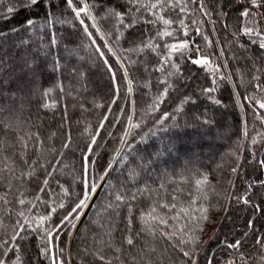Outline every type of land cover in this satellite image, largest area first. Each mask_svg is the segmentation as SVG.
I'll return each mask as SVG.
<instances>
[{
	"label": "trees",
	"instance_id": "trees-1",
	"mask_svg": "<svg viewBox=\"0 0 264 264\" xmlns=\"http://www.w3.org/2000/svg\"><path fill=\"white\" fill-rule=\"evenodd\" d=\"M90 2L98 23L113 39L120 34L118 48H142L150 40L158 45L156 51L125 52L134 62L125 61L131 91L121 63L106 47V56H99L66 0L34 6L6 0L0 8V245L14 232L24 236L13 242L19 251L8 253L19 255V264H191L183 251L193 248L198 264H209L210 256L211 264H264V243L258 242L264 237V50L241 32L253 23L264 29V6L252 9L250 21L240 16L250 0H206L211 18L195 4L181 15L151 9L158 0H141L138 23L125 29L106 12L134 11L127 0ZM153 12L175 22L146 23L156 20ZM165 30L174 35L157 38ZM21 40L29 43L21 46ZM185 40L189 49L165 62V44ZM198 58L208 64L191 62ZM172 64L180 78L169 77ZM168 83L174 87L162 95ZM185 96L195 103H182ZM107 169L71 240L73 228L45 235L46 226L58 224ZM245 196L250 203L237 199ZM53 206L52 221L42 220ZM236 241L242 242L238 248L228 246Z\"/></svg>",
	"mask_w": 264,
	"mask_h": 264
},
{
	"label": "snow or ice",
	"instance_id": "snow-or-ice-1",
	"mask_svg": "<svg viewBox=\"0 0 264 264\" xmlns=\"http://www.w3.org/2000/svg\"><path fill=\"white\" fill-rule=\"evenodd\" d=\"M6 0H0V8H2L5 4ZM38 2V0H30V5L29 6H34L36 5ZM237 2L239 3V0H237ZM247 2V0H246ZM128 5L130 6V9H134V11L129 10L128 12H123V11H116L115 9H109L106 12V17H115L119 23V25L122 28L125 29H131L133 27H135V25L138 23V19L136 14L139 13L141 11V9L143 7H145L144 5L141 4V0H127ZM189 3L191 4H195L197 5V10L200 11L204 16H207L209 18L212 17L213 12L210 9V7L206 4V0H158L157 3L151 4L150 8L151 9H157L159 8L161 11H163L165 8H167L168 10H176L178 9L181 15H185L188 12V5ZM251 3V8H247L245 7L241 12H240V16L244 17V18H248L250 21L253 17H255L256 13L252 11V9L255 8H259L261 6H264V0H250ZM66 6L67 8L71 9V11L75 14V17L80 21V23L84 26V32L85 34L88 36L89 40L91 41V44L96 46L95 47V51L99 54V56L101 58H104L106 56V53L104 52V48L106 47L108 49V52L111 53V55L113 57H116L118 62L121 63V67L124 68V74H125V79H128V77L131 75L129 68L126 66L125 61H128L130 63H134L130 61V58L125 56V52H134V51H143L145 48L151 49L152 51H156L158 45L154 46L151 42V40L144 44L142 48H138V47H132L129 49H121L118 48L116 46V42L120 40L121 36L120 34H117L115 36V39H113V34L111 31L105 30L97 21V17L93 15V11L96 7L95 4L91 3L90 0H79V3L76 2V0H66ZM7 12L8 13H12L13 12V8L12 7H8L7 8ZM154 16H156V20L153 21H145L146 23H156L158 21L163 22V24L165 26H170L171 24H173L175 21H173L172 19H166L162 16L157 15V13L153 12L152 13ZM225 16L227 15L226 13L224 14ZM131 17V23H125V17ZM85 19H89L92 20V24L91 25H87L85 24ZM178 19V23L179 25L183 26L185 29L187 28V25H185V21L184 19H180L179 17ZM33 21L29 20L27 22L28 26H32L33 25ZM195 23V22H194ZM91 28H95L96 32L93 33L92 31H90ZM117 33L120 32V28L116 29ZM197 34H200V29L199 27H197L196 29ZM242 34L244 35H248V36H252L253 37V42H258L259 48L264 50V29H260L257 25H255L253 23V26H244V28L241 30ZM241 32L236 33L237 35L241 34ZM4 35L3 33H0V36ZM99 36L100 40L104 41V44H98L97 40H96V36ZM174 33L172 31H158L157 32V38L162 39L163 37H169V36H173ZM184 35L188 36L189 33L185 30L184 31ZM205 40H208V37L205 35L204 36ZM29 42L26 40H21L20 41V45L21 46H25L27 45ZM52 44H56L57 41L55 38H53L51 40ZM133 45H135V41H132ZM165 49L167 51V55H165L163 57L164 61L167 62L169 60H171L172 58V54L173 53H179L180 55H183L184 51L189 49V43L188 41H183L179 44H165ZM196 52L198 56H203V53L199 50V47L197 46L196 48ZM194 65H202V66H206L208 64V59L204 58V59H193L191 61ZM104 63L106 65H109V71H112L111 65L109 64V60L108 59H104ZM172 68L175 69V72H169L168 75L169 77H172L174 75H176L178 78L179 77V72L180 69L178 67V65L176 64H172L171 65ZM3 69V63L0 62V70ZM30 70H34V69H30ZM224 77H221V79H223ZM113 80L116 81V76L115 74L113 75ZM128 83L131 85L132 80L128 79ZM216 81L215 79L213 80V84H215ZM174 85L172 83H168L167 87L164 89V93L162 95L167 94L168 89L173 88ZM177 90H179L177 88ZM129 91H131V88H129ZM212 91H215V88H204L202 89L203 93H210ZM45 95H47V93H45ZM191 101L192 103H195L194 100L191 99V97L185 96L182 103H187ZM160 102H163V99H160ZM216 104H219L220 101L219 100H215L214 101ZM113 103H115V101H113ZM44 108H48L50 107V105L48 104H44L43 105ZM259 108L264 109V102L259 103ZM167 115V114H165ZM105 120H107V117H105ZM205 123H207V121H205ZM101 127H103V124H101ZM138 127L137 124L132 123L131 124V128H135ZM125 135H127V132L125 133ZM96 143V138L93 137L92 138V144ZM65 147H67V145H65ZM92 151V146L91 144L89 145V152ZM260 164L262 167H264V160L260 161ZM236 169H233V172H235ZM107 175V173L105 174ZM101 180L104 181L105 177H101ZM45 184H48V181H45ZM261 186H264V181H260ZM251 187V185L249 186ZM95 189V182L93 181V183L91 185L87 186V190L84 192L82 197H77L78 202L74 201L75 206L71 207V210L67 212L66 215H61V218L59 220V223H55L52 222L49 226H46L45 228V235H47L50 239L53 237V235H59L62 231L66 230V229H71V228H75L76 225L73 223V220L79 219V216H77V213L80 212L81 209H85L87 207L86 205V201L89 199V196L92 192H94ZM64 195H67V190L64 189ZM133 198H135L133 196ZM115 199L117 201H121L122 200V196L121 195H116ZM238 200H243V202L245 204L250 203V199L245 196V197H240L237 198ZM21 204H24L25 201L23 199L20 200ZM118 206V205H117ZM59 208L64 209L65 208V204L64 203H59ZM129 211H131V209H129ZM57 212V208L55 206L52 207V213L49 214L48 216L44 217L42 216L41 219L44 220H48V221H52V215L55 214ZM206 219V217H205ZM129 223H131V221H129ZM253 224L252 221H249V227H251ZM21 230H23L21 228ZM34 231H36L38 234L40 232V229H34ZM17 238L19 239H23L24 236L20 235L19 232H14V234L11 237L10 241H5L2 245H0V248L6 249L7 251H0V257H4L2 259H0V264H19L20 261V257L19 255H17L15 257V259H12L11 257L8 256L9 252L12 251H19V247L18 245L14 244L13 242L17 240ZM259 243H264V237L261 238L260 241H258ZM12 243V247L9 248V244ZM128 245H132L133 244V239L132 238H128L127 240ZM181 243H184L183 241H181ZM193 244L196 243V240L193 239L192 241ZM242 242L241 241H236L233 244H229V247H232L233 249H236L240 246ZM44 254L47 255V249H44ZM183 255L184 257H187L189 260H191V264H198L197 259H196V252H195V248H193L191 251H183ZM103 258V257H102ZM53 264H61L60 261L53 259ZM209 264H211V260H209Z\"/></svg>",
	"mask_w": 264,
	"mask_h": 264
},
{
	"label": "water",
	"instance_id": "water-1",
	"mask_svg": "<svg viewBox=\"0 0 264 264\" xmlns=\"http://www.w3.org/2000/svg\"><path fill=\"white\" fill-rule=\"evenodd\" d=\"M128 79H129V78H128ZM129 85H130V84H129ZM129 88H131V87L129 86ZM132 114H133V111H132ZM118 152H119V151H118ZM118 152H117V154H118ZM117 154H116V155H117ZM108 169H109V168H108ZM108 169H107L106 172L104 173L103 177L106 176L105 174L108 172ZM102 182H103V181L100 179V181L98 182V184H97V186H96V188H95L96 190L90 195L89 199L87 200V202H86L87 207H86L85 209H82L81 215H80L79 219L77 220V222H76V224H75L76 227H77V225L79 224V222H80V220L82 219V217L84 216L85 212L87 211V209H88L89 205L91 204L93 198H94L95 195L97 194V192H98V190H99V188H100ZM76 227L73 228V230H72V232H71L70 240H71V238H72V235H73V233H74ZM70 240H69V241H70ZM210 258H211V256H210ZM210 258H209V260H210Z\"/></svg>",
	"mask_w": 264,
	"mask_h": 264
},
{
	"label": "rangeland",
	"instance_id": "rangeland-1",
	"mask_svg": "<svg viewBox=\"0 0 264 264\" xmlns=\"http://www.w3.org/2000/svg\"><path fill=\"white\" fill-rule=\"evenodd\" d=\"M23 55H25V54H23ZM199 59H204V58H199ZM76 62H77V64H78V63L80 62V59H77ZM151 176H152V175H149V174L146 175V176H145V180L151 178ZM97 184H98V183H97ZM97 184L95 185V188H96ZM92 193H93V192H92ZM92 193H91V194H92ZM91 194H90V195H91ZM227 198H228V195H226V197H225V200H224V203H223V204H224V205H223V210H224V208H225V204H226V200H227ZM86 202H87V201H86ZM223 210H222V212H223ZM81 212H82V209L80 210L79 213H77V216L80 217ZM218 218H219V215L217 216L216 220H217ZM76 222H77V220H76ZM215 222H216V221H214L213 226H211V227L209 228V231H211L212 228H213V229L215 228V226H214ZM57 260L60 261L59 259H57ZM60 262H61V264H63L62 261H60Z\"/></svg>",
	"mask_w": 264,
	"mask_h": 264
}]
</instances>
